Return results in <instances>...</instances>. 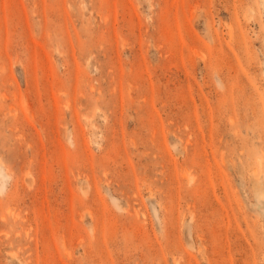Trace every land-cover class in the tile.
<instances>
[{
	"label": "rangeland",
	"instance_id": "374dc122",
	"mask_svg": "<svg viewBox=\"0 0 264 264\" xmlns=\"http://www.w3.org/2000/svg\"><path fill=\"white\" fill-rule=\"evenodd\" d=\"M0 264H264L260 0H0Z\"/></svg>",
	"mask_w": 264,
	"mask_h": 264
},
{
	"label": "bare ground",
	"instance_id": "6f19581e",
	"mask_svg": "<svg viewBox=\"0 0 264 264\" xmlns=\"http://www.w3.org/2000/svg\"><path fill=\"white\" fill-rule=\"evenodd\" d=\"M261 1V4H262V6H264V0H260ZM195 14V13H194ZM191 16H193V15H191ZM193 19H195V17L193 18ZM192 19V20H193ZM195 49V48H194ZM194 49H192V51L194 50ZM196 51V50H195ZM195 53V52H194ZM136 237H137V235H136ZM137 239V238H136Z\"/></svg>",
	"mask_w": 264,
	"mask_h": 264
}]
</instances>
